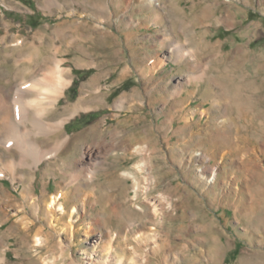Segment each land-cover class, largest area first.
I'll return each mask as SVG.
<instances>
[{"label":"rangeland","instance_id":"rangeland-1","mask_svg":"<svg viewBox=\"0 0 264 264\" xmlns=\"http://www.w3.org/2000/svg\"><path fill=\"white\" fill-rule=\"evenodd\" d=\"M3 37L11 101L54 53L73 83L34 189L0 145V264H264V0H0Z\"/></svg>","mask_w":264,"mask_h":264},{"label":"bare ground","instance_id":"bare-ground-1","mask_svg":"<svg viewBox=\"0 0 264 264\" xmlns=\"http://www.w3.org/2000/svg\"><path fill=\"white\" fill-rule=\"evenodd\" d=\"M3 40L4 37L0 42ZM20 44L21 42L17 45ZM30 45L27 57L30 59L28 61L33 63L35 56L39 55L40 45L39 47L33 46V44ZM60 50L58 48L57 52ZM51 55L49 54L50 57ZM56 56L57 54L54 53L55 62H53V67L48 69L49 72L46 71L41 76H36L32 71L28 80L25 79V81L17 83L12 101L9 99L7 92L0 89V145H3L9 152L18 155L11 162L8 161L9 175L14 181L17 180L18 176H21L24 180H29V188L31 189L35 188L36 171L40 168V164L45 159H56L67 146L70 138L69 136L59 138L64 133L69 117H63L57 121L48 119V115L58 109L61 99L66 96L67 89L73 83V80L69 77L71 69L64 67L65 59ZM73 112H77V107ZM15 117L20 121L21 126L17 124ZM43 137L56 138L53 147L44 148L39 142V139ZM114 147L110 145L107 152L112 151ZM143 148L139 145L135 147V150L140 152ZM103 149H105V146L99 140L84 145L80 156L75 162L77 172L68 173L72 182L81 178L80 171H83V169L88 168L92 172L98 169V166L101 165L98 160L103 153ZM137 166L138 169L144 168L143 164L140 165V163ZM20 171L24 173L20 175ZM26 174L30 175L29 178ZM3 175V173H0V177ZM136 184L139 185L138 181H136ZM58 200V196L52 197L51 204H57ZM59 208H64L63 202L59 203ZM115 246L117 249L118 244ZM0 260H3V258H0ZM122 261V256L115 255V264H121Z\"/></svg>","mask_w":264,"mask_h":264}]
</instances>
